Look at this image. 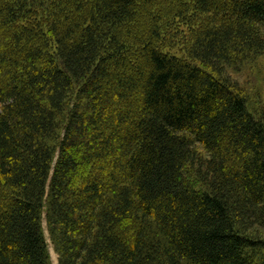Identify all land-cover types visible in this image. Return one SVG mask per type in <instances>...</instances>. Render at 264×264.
<instances>
[{"label":"trees","instance_id":"trees-1","mask_svg":"<svg viewBox=\"0 0 264 264\" xmlns=\"http://www.w3.org/2000/svg\"><path fill=\"white\" fill-rule=\"evenodd\" d=\"M260 56L264 0H0V264H264Z\"/></svg>","mask_w":264,"mask_h":264},{"label":"rangeland","instance_id":"rangeland-1","mask_svg":"<svg viewBox=\"0 0 264 264\" xmlns=\"http://www.w3.org/2000/svg\"><path fill=\"white\" fill-rule=\"evenodd\" d=\"M227 72L248 96L250 107H255L264 100V56L248 58L244 61L240 60L232 64L227 69ZM44 226L51 263L59 264V256L55 251L49 231L46 228V222Z\"/></svg>","mask_w":264,"mask_h":264},{"label":"bare ground","instance_id":"bare-ground-1","mask_svg":"<svg viewBox=\"0 0 264 264\" xmlns=\"http://www.w3.org/2000/svg\"><path fill=\"white\" fill-rule=\"evenodd\" d=\"M188 58V57H187Z\"/></svg>","mask_w":264,"mask_h":264}]
</instances>
